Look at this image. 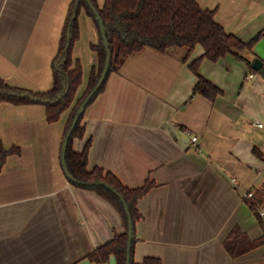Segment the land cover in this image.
<instances>
[{"label": "crops", "instance_id": "crops-1", "mask_svg": "<svg viewBox=\"0 0 264 264\" xmlns=\"http://www.w3.org/2000/svg\"><path fill=\"white\" fill-rule=\"evenodd\" d=\"M72 1L0 0V78L31 91L52 86ZM196 1L216 9V20L241 40L260 34L246 55L264 61V0ZM79 20L76 100L98 64L91 45L99 42L92 17L82 10ZM203 53L202 46L189 56L186 48L147 47L127 57L86 107L85 136L74 141L81 152L91 140L89 168L102 167L130 188L156 183L138 203L136 263L151 256L162 264H264V243L239 257L224 246L237 225L251 240L264 236V73L232 54L204 58L200 75L223 90L212 99L194 91L189 67ZM70 112L50 123L44 104H0V139L21 148L0 172V264H116L114 255L105 263L87 258L124 226L109 202L65 174Z\"/></svg>", "mask_w": 264, "mask_h": 264}, {"label": "trees", "instance_id": "trees-1", "mask_svg": "<svg viewBox=\"0 0 264 264\" xmlns=\"http://www.w3.org/2000/svg\"><path fill=\"white\" fill-rule=\"evenodd\" d=\"M91 2L104 22L112 58L103 84L87 106L104 90L111 72L118 71L127 57L139 53L147 47L161 53L167 52L172 47L186 48L187 56H189L200 44L204 53L189 65L197 75L194 91L203 93L212 99L222 94L223 90L200 75L199 67L204 58L217 61L232 54L245 61L250 69H254V61L246 54L251 53L260 34L249 41L241 40L235 34L228 33L223 25L216 20V9L203 8L196 0H105L103 7L99 6L97 0H91ZM82 10L92 17L99 32V42L91 45V48L97 53L98 64L92 67L87 87L74 104L77 91L83 81L82 63L79 59H74L73 56L74 46L81 34L79 17ZM106 56V45L97 15L87 0H73L63 26L58 53L52 63V86L45 91H31L12 86L0 78V104L2 102L17 105L44 104L46 118L50 123L60 120L63 113L74 104L65 126L64 141L79 107L96 87L101 77ZM84 114L85 111L78 119L65 153L67 168L76 179L70 181L73 185L95 191L109 202L121 216L124 226L122 232H116L111 240L94 249L87 255V258L95 263H105L114 255L116 264H128L127 248L130 225L126 204L129 208L134 232L131 241L130 264H162L159 258L151 256L145 257L141 263H136L134 260V247L137 241L136 223L142 217L138 203L156 183L148 179L144 185L130 188L125 186L114 173L105 172L102 167L89 168L91 140L86 143L83 151L74 150V141L83 139L85 136ZM12 154H21V148L16 145L5 148L0 139V172ZM100 182H104V184ZM262 243H264V236L251 240L238 225L224 240V246L232 257H239Z\"/></svg>", "mask_w": 264, "mask_h": 264}, {"label": "water", "instance_id": "water-1", "mask_svg": "<svg viewBox=\"0 0 264 264\" xmlns=\"http://www.w3.org/2000/svg\"><path fill=\"white\" fill-rule=\"evenodd\" d=\"M87 1L91 5L92 9L94 10V12L97 15V18L99 20L100 30H101V33H102V36H103V39H104V43L106 45L107 56H106V62H105L104 69L102 71L101 77H100L96 87L91 91V93L86 97V99L83 101V103L79 107V109H78V111L76 113V116L74 118V121H73L69 131L67 132L66 137H65V139L63 141V144H62V165H63L64 171H65V174L67 175V177L71 181H75L76 179L73 178V176L69 172V170L67 168V165H66L65 153H66V150H67L68 141H69V138H70V136H71V134H72L77 122H78V119H79L80 115L82 114V112L85 111V108H86L88 102L90 101V99L95 95V93L99 90V88L103 84V82H104V80H105V78H106V76L108 74L110 63H111V58H112V53H111V50L109 48V42H108V39H107L104 22H103V20H102V18L100 16L99 12L95 8V6L92 4L91 0H87ZM253 68L258 70V71H261L262 73H264V61L262 59H260V58H256L254 60V62H253ZM100 183L104 184V182H100ZM105 185H107L108 187H111L108 184H105ZM125 208H126V211H127L128 217H129V225H130V228H129V239H128V248H127V259H128V264H130V259H131L130 249H131V241H132L134 232H133V222H132V219H131L129 208H128V206L126 204H125Z\"/></svg>", "mask_w": 264, "mask_h": 264}, {"label": "built area", "instance_id": "built-area-1", "mask_svg": "<svg viewBox=\"0 0 264 264\" xmlns=\"http://www.w3.org/2000/svg\"><path fill=\"white\" fill-rule=\"evenodd\" d=\"M258 125H259L260 127L263 126L262 123H258ZM192 139H193V141H196V140H197V137L194 136ZM245 195H246L247 197H251V196L253 195V192H252V191H249V192L245 193ZM261 214L264 215V210L261 212Z\"/></svg>", "mask_w": 264, "mask_h": 264}, {"label": "rangeland", "instance_id": "rangeland-1", "mask_svg": "<svg viewBox=\"0 0 264 264\" xmlns=\"http://www.w3.org/2000/svg\"><path fill=\"white\" fill-rule=\"evenodd\" d=\"M199 46H201V45H200V44H198L196 47L198 48ZM196 47H195V48H196ZM176 48H178V47H176ZM233 56H234V55H233ZM76 101H77V100L75 99V102H74V104L76 103ZM74 104H73V106H74ZM73 106H72V107H73ZM72 107H71V110H72ZM257 201H258V200H257ZM258 202H259V201H258ZM262 202H263V204H262V206H261V207H262V209H264V201H262Z\"/></svg>", "mask_w": 264, "mask_h": 264}]
</instances>
